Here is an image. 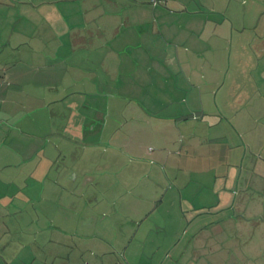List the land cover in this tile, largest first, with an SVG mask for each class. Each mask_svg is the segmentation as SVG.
I'll use <instances>...</instances> for the list:
<instances>
[{
	"label": "rangeland",
	"instance_id": "rangeland-1",
	"mask_svg": "<svg viewBox=\"0 0 264 264\" xmlns=\"http://www.w3.org/2000/svg\"><path fill=\"white\" fill-rule=\"evenodd\" d=\"M80 1L86 3L85 6L82 4V12L79 6ZM107 1L67 0V3L60 4L58 8H51L52 12L49 16L41 12L28 15L30 22L28 21L27 31L32 34L29 33L28 40L34 47V52L29 46L21 44L19 39L13 40L12 47L10 45L2 47L4 49L1 53L4 58L3 68L10 67L16 59H25L26 53H33L41 58L53 56L49 59L50 61H46L47 59L44 61L42 58L37 62L39 65L42 61L49 65L57 62L55 69L50 68L52 73L54 72L51 79L60 82L61 85L64 83L74 85L72 82L75 78L84 75L76 67L78 62L76 57L110 56V49L114 48L122 63L121 76L125 74L126 81L127 74L130 79L125 84L127 90L122 88L126 94L123 95L126 96L125 99L118 98L109 105L104 97L95 96L92 107L75 112L64 107L54 111L52 109L31 110L29 105L33 100L32 96L35 95L36 98V101L32 102L40 103L44 93H49L46 86L42 85L43 78L39 76L28 78L32 82H26L30 83V87L25 85L23 88L16 86L8 88L19 91V93L15 92V98L7 96L8 101L9 99L17 101L18 118L25 117V121L30 123L34 117L37 124L33 126L34 122H32V126L29 125L23 130V134L18 135L19 140L16 143L13 142L10 145L9 141H6V145L21 148L24 145L34 144L35 147L38 146L37 148H45V151L41 149L33 157L27 167L20 168L19 173L18 169L0 171V231L3 242L13 239V243L10 244L11 249L7 248L8 252L20 246L14 241L15 238L31 234V231L39 227L42 229V236L39 230L40 235L36 239L38 244L31 252L32 264H108L109 250L103 251L104 247L99 248L94 238H83L85 235H94L95 228L93 230L87 224L79 222L78 214H75L73 206H78L79 209L81 208L79 212H82L90 191V193L98 194L100 203L122 198L125 202H118V205L123 214L128 215L127 217L140 215L142 204L151 210V216L147 220L148 225L144 224L145 228H142V231L146 230L137 234L134 242L137 244H134L132 252L126 253L123 257L114 251L115 254L112 255L114 260L111 264H123L125 260L131 264H144L145 259L149 264L153 256L156 259L160 257L156 249L164 241L163 249H167L163 257L169 254L167 262L188 264L187 260L192 248L202 247V242L205 241L204 238L194 237L193 231L203 228V224L209 222H205L201 218L202 215L198 214L209 210L219 213L222 220L227 219L225 222L228 234L225 238L227 247H237V251L242 252L237 254V257L240 256L241 263L245 264L249 261L246 256H251L253 248L257 247L264 252V87L260 86L264 85V79L258 78L259 85L257 83L253 86L248 85L249 71L246 70L251 63L256 65L257 55L259 52L261 54L264 52V45L258 41L260 38L253 30L256 16L264 10V0H226L228 29L231 22L236 29L242 27L243 42L240 47L233 40L231 54L228 42L226 70L232 77L235 78V74L238 76L237 80L241 88L245 89L241 94L244 100L236 103L232 109L219 110L212 96L211 103L206 104L209 108L204 110V115L194 113L196 117L193 119V113L186 106L191 103V96L182 92L179 100L187 109L182 107L179 111L177 110L178 114L182 111L186 116L182 119L183 125L180 127L176 124L179 120L171 117L175 115L176 110L164 108L159 102L162 94L168 95L169 92H175L177 84L186 87V91L189 88L185 76L188 66L185 60L186 55H189L190 43L185 39L188 22L185 18L176 19L175 16L167 19L170 23L177 24L176 26H182L180 30L175 26L179 34L173 39L171 34H168L169 38H166L157 33L156 25L160 23V17L150 19L156 11L176 10L177 6L183 9L186 6L193 7L197 0H180V2L171 0L167 5L164 3L154 5L150 0H141L144 6L143 13L135 10V0H113L115 2L113 6H108ZM98 7L99 14H97L98 10H94ZM251 9L253 11L250 13ZM90 17L94 20L90 19L88 27L85 19ZM149 20L150 22H147ZM122 22H127L129 25L125 26L121 24ZM138 22L143 24L136 26ZM23 25L25 24H20V30L23 29ZM85 25L87 29L84 28ZM97 25L102 29L98 31ZM138 27L145 29L147 42L143 44V47H140L136 41ZM88 28L92 30V33ZM117 28L119 33L115 36L113 34ZM4 33H7L6 30ZM80 35L94 39L97 43L96 48L86 49L75 44V39H78ZM260 37L264 39L262 35ZM104 38L105 42L108 41L105 43L107 45L103 43ZM128 41L129 43L126 44ZM256 41L257 49L250 45ZM99 44H102L104 48H100ZM260 49L261 51L258 52ZM144 50L151 55L145 56ZM176 51L180 58L175 57ZM56 56L67 58L63 69ZM111 60L104 68L97 62L90 67L94 71L97 70L101 75L100 78L105 82L109 78L105 77L108 73L107 68L112 72V64H116V58L115 63ZM232 81L233 78H228L226 86H231ZM122 83L123 78L119 82L120 89ZM33 86L35 90L28 92L29 89H33ZM100 90L103 91V89ZM105 90L112 92V89ZM28 97L31 99H27ZM130 99L132 103H129ZM25 103H27L26 106ZM145 112L150 116H146ZM33 113H35L34 116H32ZM88 114L95 121L93 130L90 129L94 124L85 127L80 135L69 133L64 129L69 124L77 125L79 120L83 123L84 115ZM42 116L47 119L45 126L42 123ZM47 125L51 128L49 129ZM3 129L5 133L6 127L3 126ZM180 130H184L183 137L192 140L191 147L184 146L179 149L181 147L178 143ZM54 131L65 132L69 139L64 137L62 139L53 134L50 137L45 135ZM19 133H21L20 130ZM39 134L43 135V140L40 137L30 142L32 139L28 137ZM121 150L133 152L137 156L150 154L153 162L149 164L147 158L145 162L133 164L122 154L123 152H120ZM162 150L168 160L161 161L153 158V155ZM176 151L179 153L176 154ZM86 171L90 172L89 176H94L93 172L97 173L94 178L98 185L97 189L85 184L86 176L81 178V173ZM76 174L79 175L77 179H75ZM44 181L63 186L65 188L63 196L60 197L58 189L54 188H46L42 191L41 186ZM176 183L182 188L184 195L182 207L178 205L174 207L169 203L171 197L174 199L178 193ZM89 187L91 188L87 191ZM166 190L168 191L164 197V203L156 207L154 200L160 199ZM69 195H73L74 198ZM27 196L30 200L26 198ZM175 197L178 198V195ZM203 198L209 199L212 205L198 206L197 204ZM136 200L140 202L139 205L136 204ZM70 204L72 207L67 210ZM127 204L128 210L125 207ZM176 209L180 222L178 219L176 222L170 221L175 219ZM104 213L99 209L96 211L95 218L102 217ZM220 217L216 218L220 219ZM194 218L197 219L193 221ZM208 218L216 224L221 220L215 221L216 218L211 216ZM229 218H235V220L230 221ZM163 220L168 221L167 225L170 228L166 239L158 228ZM92 221L96 223L95 219ZM103 224L99 223L100 227ZM99 225L96 231L100 230ZM16 227L19 228L18 231L13 230ZM58 227L59 229L62 227L61 231ZM234 234L237 235L236 239L233 237ZM146 236L147 239H145ZM140 243L142 246L139 245ZM90 248L91 251L93 250L92 253ZM9 253L1 257L3 262H7ZM26 256L29 255L26 254ZM261 258L258 259L259 263L262 261ZM154 264H160V261L157 260Z\"/></svg>",
	"mask_w": 264,
	"mask_h": 264
},
{
	"label": "crops",
	"instance_id": "crops-1",
	"mask_svg": "<svg viewBox=\"0 0 264 264\" xmlns=\"http://www.w3.org/2000/svg\"><path fill=\"white\" fill-rule=\"evenodd\" d=\"M152 1L153 0H150L151 3ZM170 1L171 0H157V3L154 5H158L160 3H164V5H167ZM178 1L180 2V0ZM65 3H67V0H37V1L36 0H0V171H3V169H10V170L18 169L17 172L19 173L20 172L19 169L27 167L30 161L33 159V157H35V155L41 149L45 151V148H37L38 146L35 147L34 144H31L30 146L24 145L21 148L20 147L12 148L10 146L13 144V142L16 143L19 140L18 135L23 134V130L26 127H28L29 125L32 126L33 124L32 122H34L33 126H35L37 124V121L34 120L33 117V119H31L30 122L31 124H30L29 121L27 122L25 121V117H22L20 119L18 118L16 113V111L18 110L16 108L17 101H15V99H9L8 101L7 96L10 95L15 98L16 93H19V91H13L8 88L13 86H16L18 88H23L25 85H28L30 87L31 86L30 83L32 82H30L31 79H28L29 77L35 78L36 76H39V78H43L42 85L46 86L49 93L47 94L44 93L40 103L32 102V101H36L35 95L32 96L33 100L31 101V105H29V107L33 111L40 109H52L54 111L55 109L64 107L66 109H70L71 111L75 112L81 109L87 110L88 107H92L93 105L92 100L96 98L95 96L102 98L104 97L108 101L109 105L111 102L117 100L118 98L125 99L126 97L123 96L126 95L124 94L123 91L124 89L127 90L125 88V84L126 81L130 79L128 78L127 74H126V79H127L126 81H125V74L121 76L122 63L120 60V56L117 54L114 48L110 49L111 51L110 56L99 55V57L101 58H97V57L93 58L92 55L76 57L78 59L76 67L79 69V71H82L84 75L82 77L75 78V80L72 82L74 85H69L65 83L61 85L60 82L51 79L52 74L54 76V72L52 73L51 69L56 68L57 62H54L53 64L50 65L48 63L45 64L43 61L41 65H39L38 64L39 62H37L42 58H43L42 60L44 61L46 59H47L46 61H50L49 59H52L53 56H44L41 58L34 55L33 53L30 54L26 53L24 57L25 59H20V58L16 59L14 62L11 63L10 67L3 68L2 61H4V58L2 57L1 53L4 49H2V47L5 45L13 46L14 45L13 40L19 39L21 44L29 46L34 52V47L28 40L29 35L31 34L29 31H27V29L29 28L28 21L30 22L28 15H32L35 12L37 13L41 12L49 16V14L52 12L51 8L53 7L58 8L60 4H65ZM113 3H115L113 0L107 1L108 6L109 5L113 6L114 5ZM134 3H135V10L143 13L144 6L142 4V1L135 0ZM82 4L83 6H85L86 3H83L82 1L79 2L81 12H82ZM94 10H98L97 14L100 13L99 7L94 8ZM164 10L165 11H161V12L156 11V14L154 12V14H152L150 19V20L152 19L154 20L157 16L160 17V23L156 25V29H157L156 31L161 37L164 35L166 36V38H169L168 34H171L173 36V39H175L176 36H178L179 34L178 29L179 30L182 29V26L180 25L176 26L177 24L170 23V21L167 20L168 18L175 16L176 19L185 18V20H187L188 22L186 26L185 39L187 40V42L190 43L188 45L189 55L188 54L186 55V60H185L188 64L185 70V76H186V82H188L189 84V88L186 91V87H181L180 85L177 84L176 85L177 88L175 89V92L174 91L169 92L168 95L162 94V99L160 100L159 104L164 108L167 109L172 108L176 110L175 115L171 117H173V119L179 120L176 123L177 127L183 125L182 119L186 117L182 111L178 114L177 110L179 111L180 108L182 107L185 109L187 108L190 109L191 112L193 113L192 118L194 119L196 117L194 113H196L197 115L199 114L204 115V110H206V108H209V106H206V104L211 103L212 96L215 98V105L219 110L232 109L236 103H239L243 99L241 94L244 93L245 89L241 88V85L237 80L238 76L235 74V78H234L232 77V75H229V71L226 70L227 48L229 42V47H230L229 49L231 54V46L233 45L232 43L233 40H235L237 46L240 47H242L243 42L241 39L242 27L236 29L234 28V23L231 22L229 23L230 28L228 29L227 16H226V0H197L196 2H194L193 7L186 6L183 9L180 6H177L176 10L173 9H164ZM252 11L253 9L250 10V13ZM85 13H88V11H85ZM90 19L94 20L92 17L85 19V22L88 25V27H89L88 22L90 21ZM150 20L147 22H150ZM22 23H24L25 25H23V29L20 30L19 26ZM253 23H254L253 30L257 32L256 36L260 38L258 41H261V45H264V39H261L260 37V35H262V38H264V10L259 12ZM121 24H124L125 26L129 25V23L127 22L126 23L122 22ZM142 24L143 22H138L136 26H141ZM87 25H85L84 28L87 29ZM175 26L178 29H175ZM96 29L99 31L100 29H102V27L97 25ZM5 30L7 33H4ZM88 30L92 33V30H90L89 28ZM138 31H139L138 40L136 41H138L140 47H143V44L147 42V39H145V29L143 27H140ZM118 33H119V29L117 28L116 32L113 35L116 36L118 35ZM173 39L170 40L173 41ZM107 42H105V38H104L103 39L104 45H107L105 44ZM74 43L86 49L96 48L97 45L94 39L84 38L82 35H80L78 39H75ZM128 43L129 41L126 42V44ZM177 43L179 44V42ZM256 44L257 41L256 43L252 42L250 45L251 47L253 46L255 49H257ZM99 46L100 48H104L102 44H99ZM99 46H97V48ZM156 51H158V49H156ZM259 51H261V49L258 50V52ZM144 53L145 56L151 55L148 54L147 51L145 50ZM32 54L33 56H31ZM257 56H258L257 64L253 65L254 63H251V65L246 69L249 71L247 83L248 85H252V86L257 85L259 83L258 81L259 77L261 79H264V52H262V54L261 52H259ZM175 57L180 58L178 51L175 52ZM115 58H116V64H112V72H110L109 68H107L108 73L107 75H105V77L107 76L106 78L108 77L109 78L108 81L106 82L100 78L101 75L100 73L97 72V70L94 71L90 68L91 66L94 65L95 62L101 63L102 67L104 68L106 67V65H108L107 62L110 61V59H112L111 61L114 60L115 63ZM236 59H238V55H236ZM135 60L137 61V58ZM139 60H143V59H139ZM59 62L61 69H63L64 67L63 64L67 62V58L60 57ZM19 63L21 65H19ZM22 63L25 64L22 65ZM252 73L254 75H252ZM26 78L28 80H23ZM121 78H123V83L120 89L119 82ZM228 78L231 79L233 78L232 85L229 87L226 86V81L228 80ZM26 82H30V83H26ZM260 86L264 87V85H260ZM100 89H103V91ZM105 89H112V92H106L107 90ZM34 90L35 87L33 86V89H29L28 92H32ZM182 92L186 93L187 96L188 94L191 96L190 98L191 103L187 105L185 104L187 108L186 106L182 105V101L179 100V97L182 94ZM27 99H31V97H28ZM129 103H132L131 99L129 100ZM140 103L141 105H144L142 102ZM26 105L27 103H25V106ZM34 114L35 113H33L32 116H34ZM145 114L146 116H150V114L148 115L146 112ZM153 115L156 116L155 113H153ZM141 116L143 117L144 115ZM99 117L101 116L99 115ZM41 119H42V123L45 126V122L47 123V119L43 118V116ZM92 119L93 118H91V115L89 114L84 115L83 123L81 120H79L77 125L69 124L66 125L64 129H66V131L69 133H74V134L78 133V135H80L81 133H83L85 127H89L90 125L92 126L95 123V121ZM3 126L6 127L5 133ZM48 128L50 129L51 127L48 126ZM94 128H95V124L91 127L90 130H93ZM19 130L21 133H19ZM44 131L42 132V134L44 133ZM180 131H181V135L178 140V143H180L181 147L179 149L183 148L184 146L191 147L192 140L183 137L182 131L184 130H180ZM51 134L56 135L62 139L63 137L64 139L65 138L69 139L67 138V134L65 132L58 133L54 131L52 133L49 132L45 135L47 137H50ZM40 137H42V140L44 139L43 135L41 134L34 135L33 137H28V138H31L32 140L30 142H32L34 141V138L39 139ZM6 141H9L10 143L9 146L6 145ZM120 152H123L122 154H124V156H126V158L129 161H131L133 164H136L138 162H145L147 161V158L149 159L148 160L149 164L153 162L152 158L150 157V154L137 156V154H134L133 152H128L126 150H121ZM178 153L179 151H176V154ZM153 158L159 159L161 161L168 160L163 150L153 155ZM93 174L94 176H89L91 175L90 172L87 173L86 171L84 173H81V178L83 179L84 176H86L85 184L87 186L88 185L92 187L94 186L96 187L95 189H97L98 185H96L97 182L94 180L97 173L93 172ZM78 177L79 175L76 174L75 179H77ZM175 187L178 191V193L175 196L178 195V198L174 196L173 199L171 197L169 203H171V205L174 207H177V205L182 207V200L184 196L182 193V188L179 186L178 183H176ZM46 188L58 189L59 196L61 195L60 197H62L63 196L62 194L65 192L64 190L65 188L63 186H60L57 183H53L51 181L49 183H45V181L44 183H42L41 190L45 191ZM90 188L91 187H89L87 191H89ZM167 191L168 190L165 191V193L160 199L157 198V200L156 199L154 200V204L156 205V207L164 203V197ZM69 196L74 198L73 195H69ZM26 198L30 200L29 196H27ZM118 199L117 200L113 199L111 201L108 200L101 201L100 203V200H98V194L95 192L90 193L89 191L87 194V198L85 199V207H83L85 209L82 210V212H79L81 208L79 209L78 206L73 205L75 214H78V221L87 224L89 228L93 230L95 228L94 235L93 234L85 235L83 236V238H89V237L94 238L96 240L95 243L98 245L99 248L102 249V247H104L103 251H106L105 249L109 250L108 251L109 253H107V255L110 259V262L108 264H111L112 260H114V256H112L114 251H116L115 253L122 255L123 257L124 255H126V253L132 252L131 250L134 244H137L134 243L137 234L141 232L142 233L145 232L146 229L142 231V228L144 227V224L148 225L147 220H149L151 216L150 214L151 210L143 206V204H142V210H140L141 211L140 215L134 217H127L128 215L125 216L123 214V211L120 210L118 205L119 204L118 202H125V201H123L122 198L119 199L120 201ZM180 200L181 203L179 204ZM139 203L140 202L136 200V204L139 205ZM197 205L201 207H205L212 205V203L209 202V199L203 198L200 200L199 204ZM127 206L129 205L128 204L125 205V207ZM70 207H72V204L69 205L67 210ZM128 208L129 207H127L126 210H128ZM99 209L103 210V212L105 213L102 217L95 218L96 211H98ZM181 210L183 209L181 208ZM84 213L85 215H83ZM198 215H202L201 218H203L205 222L206 221L209 222L204 223L202 226L203 228L193 231V236L204 238L205 241L202 242V247L192 248L191 252L189 253L187 263L188 264H244L241 263L240 256L237 257V254H242V252H238L237 247H233V246L227 247V241L225 239L228 235L226 231L227 228L225 225L227 219L222 220L220 217L221 215L219 213L212 212L210 210L203 211V213H200ZM174 216L175 219H170V221L176 222L178 219V221L180 222L181 219L179 218L177 209H176V215ZM210 216L213 218L220 217L222 221L216 218L215 221H217V219L220 221L219 222L217 221V224L214 222L212 223L208 218ZM92 219H95L96 223H93ZM196 219L197 218H194L193 221H195ZM229 220L234 221L235 218L234 219L229 218ZM167 222L168 221L163 220L158 225L159 232L163 234L165 239L168 237L170 230L169 226L167 225ZM99 223L101 224L104 223V224L102 227H100ZM98 225L100 227V230L96 231L97 229L96 227ZM18 229L19 228L16 227L13 230L18 231ZM60 229H62V227H60ZM60 229L58 227V230ZM39 230L42 236V229L36 227L35 230L31 231V234H27L26 236H22L21 238H15L14 241L20 244V246L16 250L15 249L11 250L10 253L8 252L7 248H9V250L11 249L10 244L13 243V239L11 238L3 242L2 232L0 231V264H32L33 254L31 252H33V248L36 247V245L38 244V241L36 239H38L37 236L40 235ZM233 237L234 239H236L237 235L234 234ZM164 238H162L161 236L162 240ZM145 239H147V236L145 237ZM212 239L214 240H213V244L211 245L210 243ZM164 242H161L158 248L156 249L158 250V254H160V257L156 259V257L153 256L152 262L149 264H154L155 262L157 263V260L158 262L160 261V264H171V262L166 261L169 254L168 255L166 254V256L163 257V254L167 249V248L163 249ZM139 245H141V243ZM92 248L94 249V247ZM138 248L141 247L138 246ZM239 249L241 250V248ZM96 250H98V248ZM92 251L90 253H92ZM172 251L173 250H171V252ZM261 251L262 250H260L257 247L253 248L250 253L251 256H246V259H248L249 261H246L245 264H264V252ZM8 253L10 255L7 262H3L1 257H4L5 254L8 255ZM26 254L29 256H26ZM182 254L184 256L183 252ZM260 257H262L261 263L258 262V259H260ZM177 261H178V257H177ZM147 262L148 261L145 259L144 264H147ZM123 264H131V263L128 260H125ZM135 264H140V263H135Z\"/></svg>",
	"mask_w": 264,
	"mask_h": 264
},
{
	"label": "built area",
	"instance_id": "built-area-1",
	"mask_svg": "<svg viewBox=\"0 0 264 264\" xmlns=\"http://www.w3.org/2000/svg\"><path fill=\"white\" fill-rule=\"evenodd\" d=\"M152 3H153V4H156V3H157V0H153Z\"/></svg>",
	"mask_w": 264,
	"mask_h": 264
}]
</instances>
